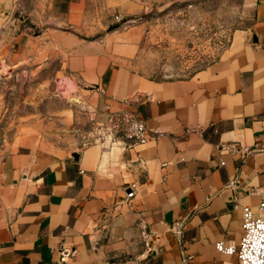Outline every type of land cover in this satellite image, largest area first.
Masks as SVG:
<instances>
[{"label": "crops", "instance_id": "0c3cea01", "mask_svg": "<svg viewBox=\"0 0 264 264\" xmlns=\"http://www.w3.org/2000/svg\"><path fill=\"white\" fill-rule=\"evenodd\" d=\"M28 4L0 0V68L56 56L82 97L107 119L137 114L147 138L13 149L0 161V264H238L216 245L238 249L242 208L264 200V0L216 61L176 80L136 72L115 35L83 38L85 0H50L36 34L14 20Z\"/></svg>", "mask_w": 264, "mask_h": 264}, {"label": "rangeland", "instance_id": "374dc122", "mask_svg": "<svg viewBox=\"0 0 264 264\" xmlns=\"http://www.w3.org/2000/svg\"><path fill=\"white\" fill-rule=\"evenodd\" d=\"M85 1L89 22L81 36L115 35L132 44L136 54L130 67L152 80L198 73L218 59L236 30L253 20L252 0ZM49 4L29 0L28 10L17 14L26 20L14 16L15 23L33 34L45 30ZM97 7L102 10L99 22ZM117 23L121 27L109 32ZM50 59L30 53L20 69L5 63L0 68V161L26 141L49 151L83 148L90 133L107 122L104 111L93 105L96 101L81 96L78 79L63 73V61Z\"/></svg>", "mask_w": 264, "mask_h": 264}, {"label": "built area", "instance_id": "2783aa9c", "mask_svg": "<svg viewBox=\"0 0 264 264\" xmlns=\"http://www.w3.org/2000/svg\"><path fill=\"white\" fill-rule=\"evenodd\" d=\"M120 137L135 144L145 142L147 128L144 121L132 112L111 115L106 123L99 124L90 133L84 147L99 145L104 149L112 148ZM136 188V185L131 186L128 199L134 198ZM242 211L244 235L238 249L225 247L220 242L216 245V250L224 254H236L238 264H264V200L257 207V214L248 206L243 207Z\"/></svg>", "mask_w": 264, "mask_h": 264}, {"label": "water", "instance_id": "95a60500", "mask_svg": "<svg viewBox=\"0 0 264 264\" xmlns=\"http://www.w3.org/2000/svg\"><path fill=\"white\" fill-rule=\"evenodd\" d=\"M5 14L8 15L9 13L6 12ZM19 19L22 20V21H24V17H20V16H19ZM120 27H121V24H120V23H117V24H115V25L110 26L109 29H108V31H109V32H112V31H114V30H116V29H118V28H120ZM72 157H73L74 159H78V154H77L76 152H74V153H72Z\"/></svg>", "mask_w": 264, "mask_h": 264}]
</instances>
